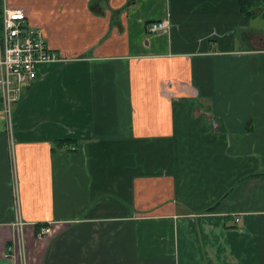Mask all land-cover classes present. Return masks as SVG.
<instances>
[{
	"label": "crops",
	"instance_id": "0c3cea01",
	"mask_svg": "<svg viewBox=\"0 0 264 264\" xmlns=\"http://www.w3.org/2000/svg\"><path fill=\"white\" fill-rule=\"evenodd\" d=\"M241 1L6 0L64 61L12 131L0 95V264H264V17Z\"/></svg>",
	"mask_w": 264,
	"mask_h": 264
},
{
	"label": "built area",
	"instance_id": "2783aa9c",
	"mask_svg": "<svg viewBox=\"0 0 264 264\" xmlns=\"http://www.w3.org/2000/svg\"><path fill=\"white\" fill-rule=\"evenodd\" d=\"M0 14V95L1 111L5 114V124L12 131L11 106L19 101L23 90L34 81L41 78V65L64 61L52 52L45 43V36L40 28L33 26L27 19V12L23 8H10L3 0ZM167 21L160 20L149 23L147 28L151 33L167 28ZM14 114V113H13ZM9 131V132H10ZM74 150V147L71 146ZM22 230L23 222L16 223ZM45 228V229H44ZM46 234L49 228L44 227Z\"/></svg>",
	"mask_w": 264,
	"mask_h": 264
},
{
	"label": "trees",
	"instance_id": "16d2710c",
	"mask_svg": "<svg viewBox=\"0 0 264 264\" xmlns=\"http://www.w3.org/2000/svg\"><path fill=\"white\" fill-rule=\"evenodd\" d=\"M3 2V0H0V6H1V3ZM250 5L247 4V2H244V0L241 1V10L247 14L248 17H258L259 15L264 17V12H261L259 14H257L256 12H253L252 10H250ZM75 143H76V140H67V139H63V140H58L56 142V144L59 146V147H65L68 151H72L73 149H71L70 147L73 146L75 148ZM215 209V208H214ZM213 208H208V210H214Z\"/></svg>",
	"mask_w": 264,
	"mask_h": 264
},
{
	"label": "rangeland",
	"instance_id": "374dc122",
	"mask_svg": "<svg viewBox=\"0 0 264 264\" xmlns=\"http://www.w3.org/2000/svg\"><path fill=\"white\" fill-rule=\"evenodd\" d=\"M252 29L257 30L258 33L264 31V19L259 18V20L253 21ZM14 106H16V104L11 106V110H12L11 113L14 111V108H15ZM12 115H13V113H12Z\"/></svg>",
	"mask_w": 264,
	"mask_h": 264
}]
</instances>
